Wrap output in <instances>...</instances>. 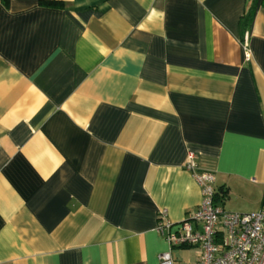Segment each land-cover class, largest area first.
I'll use <instances>...</instances> for the list:
<instances>
[{
    "label": "crops",
    "instance_id": "obj_1",
    "mask_svg": "<svg viewBox=\"0 0 264 264\" xmlns=\"http://www.w3.org/2000/svg\"><path fill=\"white\" fill-rule=\"evenodd\" d=\"M41 1L0 0V264H195L190 155L264 205V0Z\"/></svg>",
    "mask_w": 264,
    "mask_h": 264
},
{
    "label": "built area",
    "instance_id": "obj_2",
    "mask_svg": "<svg viewBox=\"0 0 264 264\" xmlns=\"http://www.w3.org/2000/svg\"><path fill=\"white\" fill-rule=\"evenodd\" d=\"M186 168L200 186L201 200L191 215L199 227L194 229L185 220L172 232L171 224L160 214L157 230L165 235L168 244L195 247V264H264V205L253 212L227 211L214 202V173L196 171L192 155ZM156 264H173L170 252L159 254Z\"/></svg>",
    "mask_w": 264,
    "mask_h": 264
},
{
    "label": "trees",
    "instance_id": "obj_3",
    "mask_svg": "<svg viewBox=\"0 0 264 264\" xmlns=\"http://www.w3.org/2000/svg\"><path fill=\"white\" fill-rule=\"evenodd\" d=\"M41 2L46 4H57L56 2L49 0H42ZM253 13H254V5H250L246 10L245 14L240 18L239 28L241 32H244L245 30L248 29Z\"/></svg>",
    "mask_w": 264,
    "mask_h": 264
}]
</instances>
